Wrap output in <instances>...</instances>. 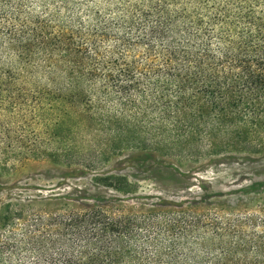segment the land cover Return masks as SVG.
I'll list each match as a JSON object with an SVG mask.
<instances>
[{
  "label": "trees",
  "instance_id": "obj_1",
  "mask_svg": "<svg viewBox=\"0 0 264 264\" xmlns=\"http://www.w3.org/2000/svg\"><path fill=\"white\" fill-rule=\"evenodd\" d=\"M0 120V161L264 153V0H0ZM0 264H264V219L9 208Z\"/></svg>",
  "mask_w": 264,
  "mask_h": 264
},
{
  "label": "rangeland",
  "instance_id": "obj_2",
  "mask_svg": "<svg viewBox=\"0 0 264 264\" xmlns=\"http://www.w3.org/2000/svg\"><path fill=\"white\" fill-rule=\"evenodd\" d=\"M3 125L0 120V131ZM9 208L23 217L97 208L111 216L183 209L264 219V153H210L177 161L127 147L91 166L5 158L0 213Z\"/></svg>",
  "mask_w": 264,
  "mask_h": 264
}]
</instances>
